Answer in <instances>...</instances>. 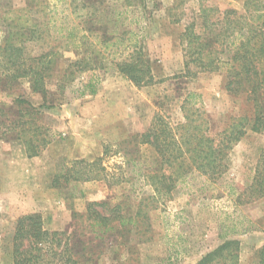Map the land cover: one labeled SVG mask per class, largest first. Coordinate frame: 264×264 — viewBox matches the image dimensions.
Masks as SVG:
<instances>
[{
    "label": "trees",
    "instance_id": "obj_1",
    "mask_svg": "<svg viewBox=\"0 0 264 264\" xmlns=\"http://www.w3.org/2000/svg\"><path fill=\"white\" fill-rule=\"evenodd\" d=\"M46 1L41 25L22 27L20 41L10 34L4 36L0 45V83L8 89L27 81L33 93L43 97V104L37 107L18 99L17 113L11 112L13 107L0 103V133L14 134L24 143L29 157L39 156L52 143L48 128L37 127L45 119L44 111L52 107L47 104L51 95L47 84L51 80L56 82L61 96L88 72L112 69L138 88L155 82L143 45L148 0ZM206 1L199 0L197 10L188 14L185 5L189 0H175L174 23L185 24L180 36L184 77L223 74L226 91L232 97L244 96L252 105V112L233 118L227 128L214 133L201 95L190 92L181 102V123H171L159 111L143 134L115 146L116 154L123 159L120 171L109 173L104 166L109 148L95 162H73L72 167L55 177L56 187L61 179L68 183L118 182L129 179L126 177L131 173L150 186L153 195L141 197L133 212L131 207L126 209L121 204L89 203L86 212L77 215L79 228L67 232L46 229L38 214L22 216L13 236V264H130L136 247L151 241L150 209L170 201L181 188L191 189V182L196 179L205 181L201 189L220 184L229 170L232 150L248 131L264 134V0H246L241 11L209 7ZM31 12L33 8L27 11ZM27 42H41L47 50L38 57H26ZM62 51L79 56L57 78L54 73ZM97 83L98 78L92 76L80 96L95 95ZM142 148L151 152L150 158L142 156ZM123 166L129 167L127 174L121 170ZM231 187L228 193L220 191L218 198L235 197L237 192ZM246 192L253 200L264 197V150ZM247 232L240 231L236 224L227 226L219 235L223 243L204 255L198 264H239L241 243L229 237ZM107 246L115 250L110 261L103 260ZM254 260L264 264V244L256 251Z\"/></svg>",
    "mask_w": 264,
    "mask_h": 264
},
{
    "label": "rangeland",
    "instance_id": "obj_2",
    "mask_svg": "<svg viewBox=\"0 0 264 264\" xmlns=\"http://www.w3.org/2000/svg\"><path fill=\"white\" fill-rule=\"evenodd\" d=\"M245 1L207 0L205 5L241 11ZM46 4V0H1L0 45L4 36L10 34L20 41L22 27L41 25L45 20L42 8ZM198 5L199 0H189L185 5L188 14L197 10ZM147 6L149 15L143 45L155 78L153 84L138 88L111 69L79 76L61 96L56 82L51 80L47 84L51 94L47 104L52 107L44 111L45 119L37 127L48 128L52 143L39 156L29 157L24 143L14 134L0 133V264H13V236L17 220L22 216L38 214L46 229L67 232L79 228L77 215L84 214L89 203L121 204L126 209L131 207L133 212L141 197L153 195V189L131 173L126 177L129 179L118 182L68 183L61 179L56 187L55 177L66 172L73 162H95L109 148L104 166L109 173L120 171L123 159L116 154L115 146L143 134L159 111L171 123H181V102L190 92L201 95L214 133L227 128L233 118L252 112V105L244 96L232 97L226 91L223 74L184 77L180 36L185 24L174 23L175 0H148ZM31 8L33 12L27 13ZM18 15L22 17L19 19ZM45 46L41 42H27L26 57L40 56L47 50ZM78 56L76 52L62 51L55 77L60 78ZM92 76L98 78L96 94L80 96ZM19 83L8 89L0 83V103L13 107V113H17L18 99L36 107L43 104L41 94L33 93L27 81ZM263 150L264 134L249 130L232 150L229 170L220 184L201 189L205 181L196 179L191 182V189L181 188L170 201L150 209L151 241L136 247L137 253L130 256L129 263L198 264L204 255L223 243L219 235L227 226L236 224L240 231L248 230L229 237L241 243L239 264H256L254 255L264 244V197L253 200L246 190L252 185ZM141 154L145 158L151 156L145 148ZM121 170L127 174L129 167L123 166ZM230 187L235 188V197L218 198L220 191L228 193ZM135 242L133 238L132 243ZM104 250L103 260L113 259L115 250L111 246Z\"/></svg>",
    "mask_w": 264,
    "mask_h": 264
}]
</instances>
